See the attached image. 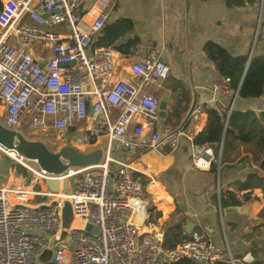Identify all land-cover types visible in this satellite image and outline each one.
I'll return each instance as SVG.
<instances>
[{
	"label": "built area",
	"instance_id": "built-area-1",
	"mask_svg": "<svg viewBox=\"0 0 264 264\" xmlns=\"http://www.w3.org/2000/svg\"><path fill=\"white\" fill-rule=\"evenodd\" d=\"M115 6L116 0H0V122L16 128L25 120L46 133L69 130L71 143L84 148L105 140L101 161L59 174L0 145V156L11 153L26 173L13 170L10 182L0 184V264H36L35 256L47 248L50 236V259L43 264H178L189 258L211 264L225 259L204 229L190 230L186 240L168 250L155 234L139 231L135 224L142 180L131 172L137 171L133 159L121 161L111 152L116 148L132 155L155 149L161 141L174 147L179 132L168 127L157 131L158 100L146 86H157L171 74L158 54L129 52L131 80L113 83L114 51L91 48ZM53 26L57 29H46ZM10 35L16 43H5ZM211 90L215 97L233 94L229 78L222 75L213 79ZM201 113L195 106L190 118ZM146 128H153L148 138ZM192 150L199 166L213 159L205 145L194 144ZM203 152L209 159L202 158ZM110 161L118 165L114 180ZM45 179L56 180L57 189L46 184L34 189ZM62 202L72 207L67 227L61 223ZM229 261L252 262L247 253Z\"/></svg>",
	"mask_w": 264,
	"mask_h": 264
},
{
	"label": "crops",
	"instance_id": "crops-1",
	"mask_svg": "<svg viewBox=\"0 0 264 264\" xmlns=\"http://www.w3.org/2000/svg\"><path fill=\"white\" fill-rule=\"evenodd\" d=\"M120 19L127 21L128 26L111 47L116 59L111 81L131 80L126 58L129 52L158 54L170 67L171 74L157 86L147 85L146 90L157 100L166 98L161 128L179 132L174 147L161 141L155 149L143 150L133 158L132 166L143 178L142 205L134 219L137 228L155 234L162 245L168 229L180 224L185 231L192 216L193 228L204 229L210 241L222 247L224 260L230 257L239 260L247 253L254 261L255 249L249 245L247 233L253 215L262 206L261 187L253 189L247 200L243 198L247 190L240 189L237 182H244L246 176L254 172L264 178V170L241 148L230 155L221 173L220 147L217 158L210 160H216V171L211 170L210 162L199 166L193 157L192 138L206 124L204 108L220 105L229 112L232 98V94L229 98L225 97L228 95H212L211 83L218 73L203 51L204 44L214 42L232 55L261 53L264 50V0L239 6L228 0H116L106 23ZM24 22L32 24L28 19ZM46 29L56 30L57 27ZM16 42L13 35L5 41ZM118 48L127 52L122 53ZM175 99L180 101L177 109L172 105ZM195 106H200L202 113L193 120L190 112ZM231 109H250L255 113L264 110V92L258 98L234 100ZM152 131L153 128L144 130L146 138ZM205 146L213 155V145ZM201 156L204 160L210 157L205 152ZM220 190L233 194L230 197V193H223L225 205H222ZM158 201H165L167 208L163 214L158 210L154 216L153 211L159 209Z\"/></svg>",
	"mask_w": 264,
	"mask_h": 264
},
{
	"label": "trees",
	"instance_id": "trees-1",
	"mask_svg": "<svg viewBox=\"0 0 264 264\" xmlns=\"http://www.w3.org/2000/svg\"><path fill=\"white\" fill-rule=\"evenodd\" d=\"M252 1L228 0V3L239 6ZM262 25L264 26V24ZM127 26V21L122 19L110 24L106 23L100 33L92 40L91 48H111L116 39L125 33L124 29ZM118 51L126 53L127 49L120 48ZM203 51L214 63L218 75L229 78L232 93L238 90L235 101L237 99L258 98L263 94L264 50L261 53H253L249 61L248 55H232L223 47L211 41L204 44ZM225 97L229 98V95ZM172 105L177 109L180 101L175 99ZM183 109L186 110V106H183ZM204 111L207 116L206 124L193 136L192 142L195 145H213V159L217 158V149L220 147V173L227 167L226 163L230 161V155L237 148H241L242 152L250 154L252 161L258 164V168L264 170V110L255 113L250 109L243 111L231 109L228 114L227 107L218 105L216 107H205ZM210 168L212 171H216V160L210 162ZM141 180H143L142 177ZM237 183H239L240 189L247 190L243 196L247 200L251 197L253 189L261 187L262 206L252 217L247 237L249 244L255 249L252 264H262L264 262V237L262 238L264 236V178L259 177L257 172H254L248 174L244 182ZM223 193L230 192L220 190L222 205H225V201L222 199ZM231 196H233L232 193H230ZM183 230L184 227L180 224L173 225L168 229L164 235L162 247L171 250L176 243L186 240L189 233L186 234ZM259 234L263 235L259 236ZM182 263L196 264L189 259L182 260Z\"/></svg>",
	"mask_w": 264,
	"mask_h": 264
},
{
	"label": "water",
	"instance_id": "water-1",
	"mask_svg": "<svg viewBox=\"0 0 264 264\" xmlns=\"http://www.w3.org/2000/svg\"><path fill=\"white\" fill-rule=\"evenodd\" d=\"M250 56L248 57L249 61ZM247 61V64H248ZM246 64V67H247ZM238 90H235L232 94L231 106L237 96ZM165 97H161L158 100V120L157 130L161 128L162 120L165 117ZM229 110V112H230ZM228 112V114H229ZM90 113V112H89ZM76 140H79V135H77ZM0 145L5 149L12 150L18 155H21L27 159H33L37 165L43 169L45 172L50 174H59L65 171L68 167H84L90 164L98 163L102 158V150L94 149L83 151L74 146H64L53 152L47 148V146L40 140H30L24 137V135L14 129L9 128L3 125L0 122ZM261 172L259 171V174ZM51 191L57 189V181L45 179L42 180ZM68 202L61 203V223L62 226H67L71 220V212L67 211L65 204ZM70 205V204H69ZM235 209H239L236 207ZM190 216V214L188 215ZM194 218L190 216L189 223L186 226L184 233L189 232L193 228ZM92 232H95V228H91ZM53 236L48 238L47 248L44 249L41 253L35 256L36 264H43L44 262L50 259L51 247H52ZM190 261H193V258H189Z\"/></svg>",
	"mask_w": 264,
	"mask_h": 264
},
{
	"label": "rangeland",
	"instance_id": "rangeland-1",
	"mask_svg": "<svg viewBox=\"0 0 264 264\" xmlns=\"http://www.w3.org/2000/svg\"><path fill=\"white\" fill-rule=\"evenodd\" d=\"M1 116H2V109L0 110V121L2 120ZM14 129L20 131L24 135V137H26L27 139L42 141L47 146V148L53 152H55L58 149H60L61 147H63V145H65L66 143H69L72 146L77 147L83 151L101 149V150H103L102 152H104V149H105V140L104 139H100L99 142L97 144H95L94 146H91L89 148H84V147L77 146L74 143H71L70 135H67L68 140L61 139L57 135H55L53 132H47L46 133L45 131H40V130L34 129V127H32L25 120H23L20 123V125ZM70 133H73L72 129H70ZM138 154H139V152L131 155V154L127 153L125 150H120V149H116V148H114L111 152V155L113 157H116L119 160L125 161V162L132 160ZM101 160H102V158H101ZM108 166H109L111 179L114 180L116 177V174H117L116 171H117L118 165H116L113 161H110ZM217 166H218V163H217ZM13 170H15V171L20 170V172L24 176H26L25 169L18 162L14 161L13 158H11V156H9L8 154H1V156H0V184L6 185L7 183L10 182L8 179L9 173L12 172ZM131 172L133 175H139L140 177H142V175L139 172H136V171H131ZM46 187L47 186L44 183L38 182L34 186V189L40 190V189H45ZM69 204H70L69 202L66 203L65 207H66L67 211L71 212L72 207H71V204L70 205ZM67 226H69V225H67ZM67 226H63V227H67ZM40 235L45 237L46 233L42 231V232H40ZM260 235H263V234H259V236ZM263 237L264 236H262V238ZM60 239H65V235L61 233ZM65 260H66V258L64 259V261ZM222 261H224L225 263ZM253 262L254 261H252L248 264H252ZM178 264H182V263H178ZM198 264H201V263H198ZM212 264H232V263L229 261V258H228L227 260H215L212 262ZM235 264H239V263L235 262ZM240 264H242V263H240ZM262 264H264V262Z\"/></svg>",
	"mask_w": 264,
	"mask_h": 264
},
{
	"label": "bare ground",
	"instance_id": "bare-ground-1",
	"mask_svg": "<svg viewBox=\"0 0 264 264\" xmlns=\"http://www.w3.org/2000/svg\"><path fill=\"white\" fill-rule=\"evenodd\" d=\"M12 154L10 153L9 154V156H11ZM65 188H61V191L62 190H64ZM35 200L36 201H47V199H45V198H35ZM141 201V200H140ZM156 206L159 208V209H155L154 211H153V214H154V216H156L157 215V212H158V210L161 212V214H163L164 213V211H165V209L167 208L166 207V204H165V201H162V202H160V201H158L157 202V204H156ZM139 226V225H138Z\"/></svg>",
	"mask_w": 264,
	"mask_h": 264
},
{
	"label": "flooded vegetation",
	"instance_id": "flooded-vegetation-1",
	"mask_svg": "<svg viewBox=\"0 0 264 264\" xmlns=\"http://www.w3.org/2000/svg\"><path fill=\"white\" fill-rule=\"evenodd\" d=\"M68 132H69V130L67 131H65V133H63V132H56V133H54L55 135H57L59 138H61V139H66V140H68L67 139V134H68ZM71 144H69V143H66L65 145H63V147L64 146H70Z\"/></svg>",
	"mask_w": 264,
	"mask_h": 264
}]
</instances>
